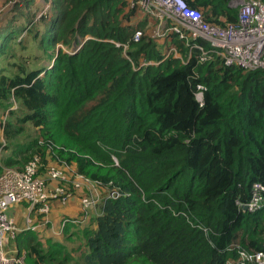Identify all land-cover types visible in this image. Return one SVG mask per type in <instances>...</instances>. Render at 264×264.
Returning a JSON list of instances; mask_svg holds the SVG:
<instances>
[{
    "label": "trees",
    "instance_id": "trees-1",
    "mask_svg": "<svg viewBox=\"0 0 264 264\" xmlns=\"http://www.w3.org/2000/svg\"><path fill=\"white\" fill-rule=\"evenodd\" d=\"M185 1L208 22L237 21L230 0ZM43 3L42 29L26 27L28 14L0 28V148L10 152L0 173L35 156L59 159L119 195L101 202L92 224L63 215L60 239L46 246L41 229L18 233L25 264H225L264 251V200L255 211L238 205L254 183L264 187V69L163 59L165 46L184 53V44L152 38L149 14L133 24L129 0ZM22 32L41 49L36 63L10 61ZM74 237L80 260L63 242Z\"/></svg>",
    "mask_w": 264,
    "mask_h": 264
},
{
    "label": "built area",
    "instance_id": "built-area-1",
    "mask_svg": "<svg viewBox=\"0 0 264 264\" xmlns=\"http://www.w3.org/2000/svg\"><path fill=\"white\" fill-rule=\"evenodd\" d=\"M130 5H137L158 22L150 34L152 38L174 35L184 44V53L175 44H170L168 53L163 52V59L177 58L182 63L191 59L198 63L219 59L224 65H235L246 71L264 69V0H230L229 5L237 8V21L225 25L206 21L201 11L189 6L185 0H131ZM142 34L141 30H136L133 40L138 41ZM197 88L195 97L202 102L203 87L198 85ZM58 161L44 165L35 156L20 169L3 167L0 173V264H25V253L15 242L18 233L46 228L52 203L57 201L64 205L73 195L68 187L85 186L89 193L80 197L79 216L65 218L64 222L87 221L89 211L98 207L106 197L119 195L117 189L108 190L99 181H91L76 172L74 178L67 177V163L58 165ZM263 190L259 183L252 185L251 198L245 203L248 211H255L263 205ZM21 203L27 205L28 215L24 225L19 226L8 210ZM238 205L243 203L238 202ZM226 264H264V251H238L237 257L229 259Z\"/></svg>",
    "mask_w": 264,
    "mask_h": 264
},
{
    "label": "rangeland",
    "instance_id": "rangeland-1",
    "mask_svg": "<svg viewBox=\"0 0 264 264\" xmlns=\"http://www.w3.org/2000/svg\"><path fill=\"white\" fill-rule=\"evenodd\" d=\"M131 0H129L130 2ZM26 6H28L27 4V0H0V28H2L4 25H6L7 21L9 19L15 16L20 17V19H22V17L26 14H28L30 17H33V20L30 23H25V25H27L26 27H28L29 29H35V28H41V25H39L40 22V17L42 16V14H44L47 9H48V4L47 3H43V0H35L34 3L30 4L29 8H27ZM137 6V5H136ZM237 9V8H236ZM137 16L134 17L133 20V24H136L138 21H141L142 16L147 15V13H145L142 9H140L137 6ZM32 19V18H31ZM17 24V23H16ZM158 22L155 21L154 18H152V21L150 20V24H148L149 27V34H153L152 31L155 29V27L157 26ZM150 25V26H149ZM170 46V45H169ZM169 46H165L163 48V52L168 53V48ZM16 54L22 56L20 59V56H15V58H10V61H15V62H22L25 65H30L31 62L36 63V61H38L39 57H41V49L37 47V44L33 42L32 37L24 32H22L19 36V38L12 43L11 46ZM65 47H63L64 49ZM39 56V57H37ZM4 62H0V64H2ZM6 63L3 66L0 67H6L5 66ZM2 69V68H1ZM0 69V70H1ZM7 74H9L8 72H5ZM17 103L13 101V106L12 108L15 109L17 107ZM7 112V111H6ZM6 112H2L0 111V143L4 144V139L2 136V126H3V122L4 120L8 117V113ZM2 116V117H1ZM32 129H29V133H32ZM28 134V131L26 132ZM8 153H10L9 151H4L0 148V159H2L4 156H6ZM59 160V159H57ZM40 162H43L42 160H40ZM62 161H58L57 164L59 165ZM14 168L16 169H20L22 168V166H15ZM65 173L67 175V177L72 176L74 178L75 176V167L74 166H68L65 169ZM63 184L65 185V182H63ZM85 187V186H84ZM86 188V187H85ZM89 193V191L87 192ZM25 203H22V205H24ZM27 207V205H25ZM93 213H97V207L94 210L89 211V217H88V223L90 222L92 224L93 222V217H91V215ZM87 223V224H88ZM60 227V225L58 224V228ZM39 238L41 239V241H43L44 246H46V242L45 240L49 239L48 237H45L44 234L39 233L38 234ZM52 240L55 239H60L59 237H54L51 238ZM59 242L62 241L58 240ZM65 245L68 247L69 250H71L73 253L72 255L80 260V256L81 253H83V251L85 250L83 242L81 241V238H76L74 237L71 240L68 241H64ZM76 246H79L80 248V252H76L75 249ZM72 247H75L72 249Z\"/></svg>",
    "mask_w": 264,
    "mask_h": 264
},
{
    "label": "crops",
    "instance_id": "crops-1",
    "mask_svg": "<svg viewBox=\"0 0 264 264\" xmlns=\"http://www.w3.org/2000/svg\"><path fill=\"white\" fill-rule=\"evenodd\" d=\"M82 193V190H77L76 193L71 196L70 200L64 205L57 201L53 202L51 210L47 216L50 222L46 228H40V233L44 234L45 237L48 238L59 237L58 235H60L62 231V228H58L61 217L63 215L76 217L78 216V214H80V198L78 196H80ZM98 210L99 207L97 208V213ZM8 214L15 220V222L19 226H22L24 225L25 217L28 215V210L27 207L25 205H22L21 203L10 207L8 210ZM96 214L93 213L91 217L94 218ZM35 216L36 215L33 214V219L37 221V218H35Z\"/></svg>",
    "mask_w": 264,
    "mask_h": 264
},
{
    "label": "clouds",
    "instance_id": "clouds-1",
    "mask_svg": "<svg viewBox=\"0 0 264 264\" xmlns=\"http://www.w3.org/2000/svg\"><path fill=\"white\" fill-rule=\"evenodd\" d=\"M100 204H101V203H100ZM100 204L98 205V207H100ZM243 205H246V204L243 203ZM243 205H242V206H243ZM242 206H239V207L241 208ZM98 207H97V208H98ZM246 207H247V206H246ZM241 210H242V208H241ZM246 210H247V209H246ZM246 210H245V211H246ZM247 211H248V210H247ZM228 260H229V259H228ZM228 260H227V261H228ZM227 261H226V262H227ZM225 264H226V263H225Z\"/></svg>",
    "mask_w": 264,
    "mask_h": 264
},
{
    "label": "water",
    "instance_id": "water-1",
    "mask_svg": "<svg viewBox=\"0 0 264 264\" xmlns=\"http://www.w3.org/2000/svg\"><path fill=\"white\" fill-rule=\"evenodd\" d=\"M241 208L243 211H245L247 209L246 205H243Z\"/></svg>",
    "mask_w": 264,
    "mask_h": 264
}]
</instances>
